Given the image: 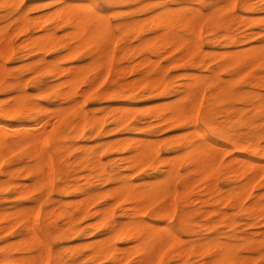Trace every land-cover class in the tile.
<instances>
[{"label": "bare ground", "instance_id": "bare-ground-1", "mask_svg": "<svg viewBox=\"0 0 264 264\" xmlns=\"http://www.w3.org/2000/svg\"><path fill=\"white\" fill-rule=\"evenodd\" d=\"M1 1L7 2L10 8L22 9L17 15L16 20L18 22L17 28L24 34V38L21 42L15 44L12 33L7 31L0 33V81L3 80L8 70L6 62L15 55L18 48L25 51L22 56L29 54L33 50L42 53L48 51L56 52L57 55L52 60H46L47 56L41 55L36 61L30 64H34L35 70H42L47 65L50 66L49 71L52 76L61 75L63 73L65 75L62 81L49 84L44 88L42 87V80L37 78L34 81L35 85L41 89V93L48 91L52 93L51 101L55 104V106L52 107L43 105L32 99L31 94L28 93L24 86L26 83L22 85V80L17 81L15 84L9 82L5 86L0 84V90L10 92V95H6V98H0V187L5 183L7 185L12 184L10 178L22 174L23 176L33 178V181L29 184H27L29 181H26V183L20 180L15 181L11 186V190H13L15 194L20 197H26L34 190L40 191L36 197L30 200L31 204L19 205L14 210L0 212V217L3 216L5 220L12 214H15L17 217V220L14 221L13 224H11L13 221L10 222L11 225L7 226V228L11 227L12 229L17 223L23 224L20 237L4 245L1 251L0 264H48L50 258L53 256L55 258L57 250L52 248L54 245L51 247L46 242L42 229L38 223V217L41 208V200L44 199L46 195L49 197L51 191V177L54 174V170L61 169L60 165L62 162L66 161L73 149H80L82 154L76 157L73 162L84 160L88 171L86 173L87 179L93 176L106 174L107 172L106 164L101 160L100 156L95 155L91 160H88L92 154V145L78 143V140L85 136L86 128L90 131L89 137L94 133L98 134L102 132V127L106 121L105 116L101 113L98 115L97 113L85 109L84 99L88 97L87 94L90 93L92 87L106 79L111 69L114 68L113 59L117 36L110 20L107 18V14L104 11L97 10L94 4L90 2L79 4L70 0H58L60 6H58L53 13H42L32 18L28 8H23L26 0H0V2ZM175 7L174 9L164 7L162 12L156 11L155 14L151 15V17H155L156 20H158L157 23H154L152 29L156 30L158 28H163L164 31L161 34L157 33L154 42H148L145 45L146 47L149 46L154 48L155 51L161 50L168 44H170L171 47L173 46V48L179 47L181 48V53L173 62L182 66L188 63L190 66L203 67L206 65L207 54L205 51H202L203 47L199 40V32L202 29V22L207 15L204 14L198 6V8L192 6L184 7L183 9H179L180 7L175 9ZM254 9L255 7L253 5L248 7L250 11ZM9 13L10 9L6 15L10 16L11 13L10 15ZM1 14L2 13H0V15ZM3 15L6 16L5 14ZM235 15L238 17V21H244L246 16L238 11L235 12ZM0 19L2 18L0 17ZM48 19L53 20V26L44 24ZM144 19L142 17L133 20L123 19L117 24L126 31L129 25L136 27L137 24L140 25ZM215 22L216 20L214 18L210 19V24L214 25ZM38 27H41L40 29H42L43 32L36 34L35 30H37ZM57 27H69V30L59 35V32L57 33L56 30ZM187 34H190V36ZM229 36L231 42L236 41L233 33ZM259 36L260 34L258 37ZM216 38H218V36ZM261 39L264 41L263 38ZM208 42L210 41L208 40ZM171 47L167 49L171 50ZM83 50H87L86 54L94 58L93 62L91 61L92 64L89 66L87 64L79 65L74 64V62L71 63L72 59H80L84 56ZM168 50H166V52ZM162 54H164L163 51ZM225 54V62H218L209 69L210 73H205L206 75H196L197 73L194 74L188 71L182 72V79L175 87L171 85V82L167 80L165 76L160 75L158 77H151L149 72H146L140 76L138 75V80L136 79L134 83L131 82L132 84H122L115 88L109 87L103 92V96L110 97L114 93L120 94L124 89L130 92V96L131 98L133 97V99H136L138 95L142 93L141 91L156 94H168L172 91L178 93L179 97L172 105L169 102V106L171 107L168 113L165 111H158L151 116L156 117L157 123H166L169 127L178 124L192 126L194 139L188 140V145L192 148L189 156L192 160L193 171L210 181L208 186L213 188L212 192L219 194V203L230 201L233 204H237L243 192H249L251 190L252 184L259 176L260 167H263L264 163L262 164L259 159H253L250 156L232 157L230 161L235 164V169L233 173L228 172L227 177L234 178L233 182L236 183L226 190H223L222 186L220 187L216 181H212L213 173L218 166H221L225 155L231 151L229 144L232 142H235L237 147L250 152V154H264V150L258 148L259 143L254 133L250 134L251 136L248 138L243 137L234 139V136H232L233 134L230 133L232 129V119H227L226 123L218 120L214 111L210 108L202 110L203 107L201 108V104L203 100H205L204 97L207 95L206 91H208V86L210 88L208 93L209 104L215 99H220L226 93V79L220 76V69H230L231 67L233 71L229 73H234L244 68H251L259 62L264 64V43L257 47H243L236 50H228ZM147 56H145V58H147ZM218 57V55H215L216 59ZM152 63L151 61V64ZM23 65L29 66L28 63H24ZM235 65H239L240 67L236 68ZM87 66L90 67V70H95L93 76L88 74L89 68L86 70ZM259 69H257V71ZM242 81H244L243 78ZM247 81L246 84L248 85ZM258 85L260 84L258 83ZM146 94L147 93H145V95ZM79 96H82V98H79ZM94 99L96 100V98H93V100ZM65 100L68 101L69 104L67 106H61V102ZM163 104L161 103V105ZM167 107L168 105L166 109ZM229 108H231V106ZM156 109H158V107ZM118 111H120V107ZM133 111L134 110H132V112ZM146 114L150 113L147 111ZM113 121L115 122V126L112 129L121 125L124 129L130 126L129 119L126 118V115H124V113L122 114V112L121 114L117 113L113 117ZM199 121L210 131H219L222 134L220 140L215 139L202 129L199 126ZM146 123L147 125L153 124L151 120H147ZM248 123L252 124V121L250 120ZM190 134H192V132ZM152 139L143 137L123 138V144L119 148H126L129 144L132 149H134L132 155L127 157L123 155L124 159L129 163L127 167H135V170H138L148 163L157 161L159 165L166 166L167 168L158 167V165L155 164L153 166L154 174H149L153 176V179L144 181L143 183L145 186L140 188L130 179L124 177L123 173L118 170L114 177L120 181V184L117 186L110 187L104 191L91 192L85 198L76 201L70 200L63 202V200L57 199L45 211V217L48 219L46 227H51L52 232L56 234L60 231V225H58V220L60 218H65L67 223L69 222L72 225L75 219L81 214L97 215L99 220L94 224V227L103 225L107 236L105 235L106 237L100 240L90 241L88 239L86 242L83 241V243L80 244L90 248L92 252L96 253L108 251L111 261L115 264H121L126 257L128 258L130 256H126L129 254L128 252H130L129 244L126 246V250H124V247L121 245V243L126 241L133 242V248L137 247L135 250L140 252L138 257L130 261L131 264H157L165 250L170 247L174 249L175 254L173 255L178 257L181 261L180 264L187 263L185 257L190 253H197L204 257V261L201 264H224L231 258H235L243 263H248V255L246 254L247 256H245L241 254L239 252V246L244 243L254 244L258 243V241H264V228L253 232L250 231L251 233L240 235L235 232L229 235L230 238L238 240L237 243H233L221 236L209 238L202 233L196 232L190 226V214L188 211L181 209L179 212L178 210L179 203L176 199V178L179 168H177L178 166L171 165L168 158L161 157L162 155H160V149L157 145V137L156 139ZM19 150L22 151L15 162L7 161L11 154ZM54 158L56 159L54 160ZM1 176H8L10 178L4 179L1 178ZM104 179H108V176H105ZM237 180L239 181L237 182ZM133 181L135 180L133 179ZM65 190L66 184L59 187L60 192ZM6 191L10 192L8 188ZM101 192L102 194H107L115 201L120 200V213L122 216L127 217L126 220H116L114 216L115 201L108 202L104 206L94 207L93 210L91 209L90 206L97 205L95 203L96 198ZM256 196V199L246 207V210L253 220L264 218V192ZM205 200L203 201L205 202ZM73 202L75 203L74 208H72ZM151 207H155L154 215L157 217H173L177 214L180 228H175L170 222L161 225L153 220L146 219L145 212ZM220 210L222 215L226 216L227 212L221 208ZM233 223V220H230L229 225ZM4 225L6 226V223L3 224V226ZM201 225H204V223H201ZM72 230L75 231V228L72 227ZM3 232L5 231L3 230ZM74 250L76 251V249ZM123 255H125V258H123ZM82 258L83 257H81V259ZM54 264L61 263L55 258Z\"/></svg>", "mask_w": 264, "mask_h": 264}, {"label": "rangeland", "instance_id": "rangeland-1", "mask_svg": "<svg viewBox=\"0 0 264 264\" xmlns=\"http://www.w3.org/2000/svg\"><path fill=\"white\" fill-rule=\"evenodd\" d=\"M70 1L79 4H86L89 2L94 4V0ZM104 3L106 7L102 11L107 14V18L110 20L114 28V32L117 36L115 55L113 59L114 68L111 69L106 79L95 84L92 87L90 93L87 94L88 97L85 96L87 99H84V105L85 109L90 112L97 113L98 115L99 113L103 114V116H105L106 118V121L104 123V126L102 127V132L98 134L94 133L91 137H89V129L86 128L85 136L79 139L78 143H86L92 145V154L90 155L88 160H91L95 155L100 156L101 160L106 164L107 172L106 174L93 176L90 179H87L86 173L88 171L86 169L87 166L85 165L84 160L80 162H73L76 157H79L82 154V151L80 149H73L66 161L62 162V164L60 165L61 169L54 170V174L51 177V191L49 193V197L46 195V197L41 200L38 223L40 225V228L42 229V233L46 242L51 247L54 245V247L52 248L54 250H57L55 258H57L61 264H115L111 261V257L110 255H108V251L96 253L92 252L90 248L80 244L83 243V241L86 242L88 239L90 241L100 240L107 236L103 225L94 227V224L99 220V217L97 215L81 214L75 219L72 225L69 222L67 223V220L65 218H60L58 220L60 231L55 234L54 232H52L51 227H46V222L48 219L45 217V211L57 199H61L63 200V202L70 200L76 201L78 199L85 198L91 192L104 191L110 187L119 185L120 181L114 178L118 170L123 173L124 177L130 179L133 183L136 184L138 188H140L145 186L143 183L144 181L153 179V176L150 175L154 174L153 166L155 164L158 165V167L167 168L166 166L159 165V162L157 161L148 163L138 170H135V167H127L129 163L124 159V157L132 155L134 153V149H132L129 144L126 148H119L123 144V138L127 137H143L149 139H156L157 137L156 140L158 148L160 149V155H162L161 157L168 158L171 162V165H174L176 167L178 166L177 168H179V172L176 178V199L179 203L178 210L179 212L181 209L188 211V213L190 214V226L196 232L202 233L204 236H208L209 238L221 236L222 238L228 239L233 243H237L238 240L230 238L229 235L235 232L241 235L263 229L264 218L253 220L249 215V212L246 210V207L256 199V195L264 192V154H250V152L237 147L235 142L229 144L231 151L225 155L221 166H218V168L214 171L212 178V181H216L220 187L222 186L223 190L230 188V186L236 183L233 182L234 178L227 177L228 172L233 173V170L235 169V164L230 161L232 157L250 156L253 159H259L263 164V167H260L261 169L259 170V176L252 184L251 190L249 192H243L240 197L241 199L239 203L233 204L230 201L219 203V194L212 192L213 188H210L208 186V183L210 181H208L199 173H195L193 171L192 160L189 156L192 148L188 145V140L194 139L192 126L187 124H178L176 126L169 127L166 123H157L156 117L151 116L158 111H165L166 113H168L171 107L169 105H172V103L179 97L178 93L172 91L168 94H156L141 91L143 95H145V93L147 94L143 96L142 93H140V96L138 95L136 99H133V97L131 98L130 92H128L127 89H124V91H122L120 94L114 93L110 97H104L105 95L103 96V92H105V90L109 87L115 88L122 84H132L136 81V79L138 80L137 77L146 72H149V75L151 77H158L160 75L165 76L167 80L171 82V85L175 87L176 84H178L182 79V72L188 71L191 73L193 72L194 74L197 73L196 75H206L210 73L209 69L215 66L218 62H225L226 51L236 50L243 47L249 48L262 45L264 43V41H262L261 39L263 38L264 40V0H228V2L227 0H123L115 2L112 0H104ZM1 4L3 6L0 7V13H2L0 15V17L2 18L0 19V33L5 31L12 33L13 41L15 44H17L24 38V34L17 28L18 22L16 20L17 15L21 12L22 9L18 10L14 8V12V9L10 8L7 2L1 1L0 5ZM251 5L255 7V9L252 11L248 10V7ZM58 6H60V2L58 0H26L23 8H28L29 14L33 18L41 15L42 13L46 14L48 12L47 14H51L56 10ZM192 6H198L199 9L207 15L205 20L202 22V29L200 28L201 30L199 32V40L203 47L202 51H205L207 54L205 63L206 65L203 67L190 66L188 63L182 66L176 64V62H173V60L181 53V48L179 47L174 46L175 48H173V46L171 47V45L168 44L161 50L155 51L154 48L149 46L146 47L145 45L148 42H154V38H156L157 33L161 34L164 31L163 28H158L156 30L152 29L154 23H157L158 20H156L155 17H151V15L155 14L156 11L162 12L164 7H170L172 9H174V7L175 9L180 7L179 9H183L184 7ZM9 9L11 13V15L9 13L10 16L6 15ZM236 11L244 14V16L246 15L244 21H238V17L235 15ZM148 13L150 14V16ZM3 14H5L6 16H4ZM139 17H142L143 19L145 18V21L143 20L141 24H137L136 27L129 25L126 28V31L123 29V27H120V25L117 24L123 19L133 20L138 19ZM212 18L216 20L214 25L210 24V19ZM44 24H46L47 26H53V20L48 19ZM204 24L206 25V28ZM40 28L41 27H38V29L35 30L36 34H39V32H43V30ZM56 30L57 33L59 32L58 34L61 35L69 30V27H57ZM232 33L235 35V42L230 41L229 35ZM259 34L260 36L258 37ZM187 35L190 36V34ZM214 35L216 37L218 36V38H216ZM208 40L210 42H208ZM170 47L171 50H168L167 48ZM166 50L168 51L166 52ZM162 51L164 54H162ZM23 52L25 51L18 48L15 55L12 58L8 59L9 61L6 62L8 70L3 80L0 81V84H2V86H5L9 82H13L15 84L17 83V81L22 80V85L26 83L24 86L26 87L28 93L31 94L32 99L46 106H55V104L51 101L52 93H49V91L41 93V89H39L35 85L34 81L37 78L42 80L41 83L42 87L44 88L49 84L62 81L65 78L64 73L61 75L52 76L49 71L50 66L47 65L42 70H35L34 64L31 65L30 63L36 61L41 55H45V57L47 56L46 60H52L57 55V53L54 51L42 53L33 50L29 54L22 56ZM86 52L87 50H83L84 56L80 59H72L71 63L74 62V64L79 65L87 64L90 66L94 58L90 55H87ZM215 55H218L219 57L216 59ZM145 56H147V58H145ZM151 61L153 62L152 64ZM24 63H28L29 66H24ZM235 66L236 68L240 67L239 65ZM87 68H89L88 74L90 76H93L95 74V70H90V67L88 66L86 67V70ZM257 69L259 70L257 71ZM230 71H233V68H224L220 69L219 71L220 76H222L223 79H226V93L223 95V97H221L220 99H215L214 101H212V103L209 104L208 93L210 88L208 86V91H206L207 95L204 97L205 100H203V105L201 104V108L203 107L202 110L210 108L215 112L217 119L225 123L227 119H232V129L230 130V133L233 134L232 136H234V139L243 137L248 138L249 136H251L250 134L254 133L255 138L259 143L258 148H260V150H264V64L259 62L251 68H244L241 71H235L234 73H229ZM242 78L244 81H242ZM246 81L248 85L246 84ZM258 83L260 85H258ZM6 95L9 96L10 92L0 90V98H6ZM79 98H82V96H79ZM93 98H96V100H93ZM161 103L164 104L161 105ZM68 104L69 102L66 100L61 102V106H67ZM167 105L168 107L166 109ZM136 106L138 107V109ZM230 106L231 108H229ZM119 107L120 111H118ZM157 107L158 109H156ZM131 109L134 111L132 112ZM147 111L150 114H146ZM121 112L122 114L124 113V115H126V118L129 119L130 126L124 129L121 125L112 129L115 126L113 117L117 113L121 114ZM147 120H151L153 124L147 125ZM250 120L252 121V124L248 123ZM199 126L217 140H220V138L222 137V134L219 131H210L208 128L202 125L201 121H199ZM191 132L192 134H190ZM173 141L175 144L173 143ZM21 151L22 150H19L18 152L11 154L7 161L15 162L20 156ZM55 159L56 158H54V160ZM105 176H108V179L105 180ZM27 177L28 176H23L22 174L16 177L14 176L12 178L8 176H1V178L4 179L10 178L12 184L7 185L5 183L0 187V212L5 210H14L19 205L31 204L30 200L38 195L40 191L34 190L30 194H28V196L20 197L15 194L13 190H11V186L15 181L20 180L25 183L26 181H29L27 182V184L33 181V178ZM133 179L135 181H133ZM238 181L239 180H237V182ZM63 184H66V190L60 192L59 187ZM7 188L8 191H11L7 192ZM203 200H205V202ZM111 201L114 202L115 200L113 198H110L107 194H102L101 192L96 198L95 203L97 205H92L90 207L93 210L94 207L104 206ZM42 202L44 205L42 204ZM120 203V200H117L114 203V216L118 221L127 219L126 216H122L120 213ZM74 207L75 203L73 202L72 208ZM154 208L151 207L145 212L146 219L153 220L157 224L161 225L170 222L175 228H180V222L177 214L173 217H157L156 215H154ZM220 208L224 209L227 212L226 216L222 215ZM40 217L42 218V223ZM16 220L17 217L15 216V214H12L6 220L3 216L0 217V256L1 251L3 250L6 243L20 237V232L23 229L22 223L15 224L12 229L11 227L7 228V226H10ZM230 220H233L234 222L232 225H229ZM10 222L12 223L10 224ZM5 223L6 226H3V224ZM201 223H204V225H201ZM72 227L75 228V231L72 230ZM3 230L5 232H3ZM52 238L54 240V244ZM128 244L130 246L131 253H126L128 254L126 256H130L128 258H125V255H123V258H125V260L123 259L124 261L121 264H131L130 261L140 255V252L135 250L137 247L133 248L134 243L130 241L121 243L122 247H124V250L127 249L126 246ZM74 249H76V251ZM239 252L245 256L248 255L249 264H264V241H258V243L254 244H241L239 246ZM173 254H175V251L172 247L166 249L162 257L158 260L157 264H180L181 261ZM81 257L83 258L81 259ZM52 258L49 259L48 264H54L55 258L54 256ZM185 259L187 262L186 264H201L204 261V257L200 256L197 253H190L187 257H185ZM248 263H243L235 258H231L224 264Z\"/></svg>", "mask_w": 264, "mask_h": 264}, {"label": "snow or ice", "instance_id": "snow-or-ice-1", "mask_svg": "<svg viewBox=\"0 0 264 264\" xmlns=\"http://www.w3.org/2000/svg\"><path fill=\"white\" fill-rule=\"evenodd\" d=\"M2 6L3 5H0V7ZM94 7L100 11L104 10V8L106 7L104 0H94Z\"/></svg>", "mask_w": 264, "mask_h": 264}]
</instances>
